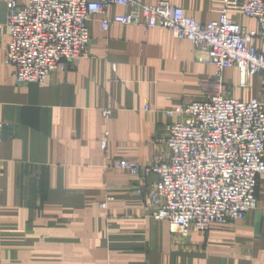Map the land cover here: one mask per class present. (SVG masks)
<instances>
[{
    "label": "crops",
    "instance_id": "0c3cea01",
    "mask_svg": "<svg viewBox=\"0 0 264 264\" xmlns=\"http://www.w3.org/2000/svg\"><path fill=\"white\" fill-rule=\"evenodd\" d=\"M13 1L29 0H0V264H264V175L258 206L245 220L182 237L151 216L148 194L158 176L116 168L122 159L146 165L157 158L159 137L178 121L165 112L207 100L215 66L170 30L113 25L104 32L95 16L87 58L43 85H21L5 65ZM134 1L167 2L201 23L218 20L223 7ZM128 12L112 6L107 15ZM258 48L264 53V42ZM222 80L234 98L264 103L263 75L242 86L239 69L228 68Z\"/></svg>",
    "mask_w": 264,
    "mask_h": 264
},
{
    "label": "built area",
    "instance_id": "2783aa9c",
    "mask_svg": "<svg viewBox=\"0 0 264 264\" xmlns=\"http://www.w3.org/2000/svg\"><path fill=\"white\" fill-rule=\"evenodd\" d=\"M214 1L223 7L218 20L209 23L167 2L29 0L27 5L18 1L8 5L5 65L13 68L21 85H43L53 73L63 72L67 63L87 58L89 23L95 16L101 17L104 32L113 25L170 30L176 39L193 44L199 61L215 66L218 79L207 100L165 112L178 121L166 125L159 137L157 158L146 165L127 159L116 165L134 176H158L148 194L151 216L167 222L170 233L182 237L245 220L258 206V180L264 175V103L229 97L222 80L228 68L239 69L242 86L251 76H264V53L258 48V42H264V0ZM112 6L129 12L110 18L107 11ZM233 9L257 21L259 28L242 27L230 17ZM104 115L109 117L111 112ZM2 130L0 124V141ZM108 143L106 132L101 139L103 151Z\"/></svg>",
    "mask_w": 264,
    "mask_h": 264
},
{
    "label": "rangeland",
    "instance_id": "374dc122",
    "mask_svg": "<svg viewBox=\"0 0 264 264\" xmlns=\"http://www.w3.org/2000/svg\"><path fill=\"white\" fill-rule=\"evenodd\" d=\"M238 12L239 14H240V18H238L236 21H237V23H239V24H241V22H244V27H246V28H248V29H254V28H256V22L253 20V19H250V18H248V17H246L241 11H239V10H235V9H233V10H231L230 11V17L233 19V20H235L233 17H232V13L233 12ZM242 17V18H241ZM242 19V20H241ZM242 26H243V24H242ZM218 78H217V74H216V77H215V81L217 80ZM227 95L229 96V97H232V98H234V96H232V94L230 93V90L228 89L227 90Z\"/></svg>",
    "mask_w": 264,
    "mask_h": 264
}]
</instances>
